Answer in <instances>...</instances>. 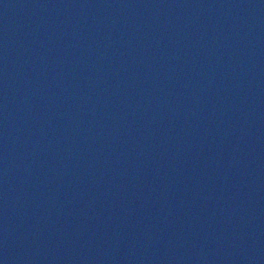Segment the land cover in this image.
Here are the masks:
<instances>
[{
  "label": "water",
  "instance_id": "95a60500",
  "mask_svg": "<svg viewBox=\"0 0 264 264\" xmlns=\"http://www.w3.org/2000/svg\"><path fill=\"white\" fill-rule=\"evenodd\" d=\"M0 264H264V0H0Z\"/></svg>",
  "mask_w": 264,
  "mask_h": 264
}]
</instances>
